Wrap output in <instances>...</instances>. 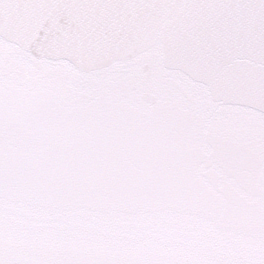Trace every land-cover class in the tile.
Masks as SVG:
<instances>
[{
	"label": "water",
	"instance_id": "1",
	"mask_svg": "<svg viewBox=\"0 0 264 264\" xmlns=\"http://www.w3.org/2000/svg\"><path fill=\"white\" fill-rule=\"evenodd\" d=\"M201 173L225 182L234 227L255 235L264 0H0L6 260L134 255L129 240L80 246L38 235L27 209L101 191L203 203Z\"/></svg>",
	"mask_w": 264,
	"mask_h": 264
},
{
	"label": "snow or ice",
	"instance_id": "2",
	"mask_svg": "<svg viewBox=\"0 0 264 264\" xmlns=\"http://www.w3.org/2000/svg\"><path fill=\"white\" fill-rule=\"evenodd\" d=\"M201 178L205 198L198 204L185 199L137 201L101 191L84 199L27 209L38 235L80 246L111 247L113 242L129 240L137 244L134 255L9 262L3 256L5 233L0 224V264H264V225L253 236L238 232L225 182H213L205 173ZM160 247L179 254L155 256L154 250Z\"/></svg>",
	"mask_w": 264,
	"mask_h": 264
}]
</instances>
